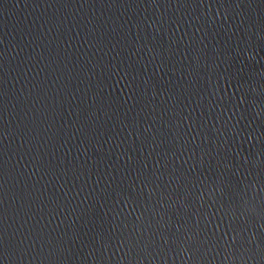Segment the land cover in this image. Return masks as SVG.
I'll use <instances>...</instances> for the list:
<instances>
[{
  "label": "water",
  "instance_id": "obj_1",
  "mask_svg": "<svg viewBox=\"0 0 264 264\" xmlns=\"http://www.w3.org/2000/svg\"><path fill=\"white\" fill-rule=\"evenodd\" d=\"M0 264H264V0H0Z\"/></svg>",
  "mask_w": 264,
  "mask_h": 264
}]
</instances>
